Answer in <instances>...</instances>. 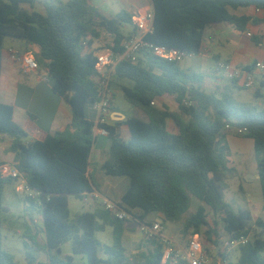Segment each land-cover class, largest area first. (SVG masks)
Wrapping results in <instances>:
<instances>
[{
    "label": "trees",
    "instance_id": "trees-1",
    "mask_svg": "<svg viewBox=\"0 0 264 264\" xmlns=\"http://www.w3.org/2000/svg\"><path fill=\"white\" fill-rule=\"evenodd\" d=\"M151 1L155 31L146 40L187 55L200 54L205 32L214 23L232 24L240 32H245L249 24L264 23V18L232 13L246 8L264 11V0ZM136 16L108 17L90 0H0V93L7 85L3 60L6 41L11 38L36 47L25 52L33 54L40 69H48L53 93L73 111V120L64 131L29 141L30 133L14 120V107L0 100V145L6 138L12 139L8 152L14 155V165L37 195L26 198L38 207L46 235L47 261L30 260L29 264H163L160 239L145 237L136 252H128L125 236L137 228L130 230L127 226L138 223L140 228L157 213L164 224L182 223L183 235L191 238L209 225L208 210L215 217V228L206 235L220 254L225 242L251 237L254 227L260 230L249 243L237 248V262L228 256L229 264H264V219L254 221L248 209L235 211L226 201L223 187L230 170L227 137L234 131L236 137L254 142L264 199V107L258 110L237 101L232 88H245L235 81L208 92L203 88V76L184 71L181 62L160 59L148 50L136 64L119 63L110 83V88L122 92L147 119L127 117L122 123L104 125L111 146L102 169L107 176L129 179L130 186L119 206L133 219L122 221L103 205L71 218L69 197L84 199L94 191L88 170L96 123L87 119L86 109L98 101L99 91L96 58L85 52L83 43L93 47L106 33L112 40L108 47L122 53L129 37L121 27L124 23L134 26ZM165 97L173 99L178 112L158 105V100ZM254 97L264 104V73ZM169 121L176 124V133L169 131ZM121 124L129 127V140L122 138ZM3 164L0 150V167ZM15 182L19 181L0 176V213L4 209V188ZM192 197L201 205L195 214L185 217ZM108 227L113 229L112 245L97 238ZM68 243L72 253L65 255L62 248ZM0 264H21L3 249L1 230Z\"/></svg>",
    "mask_w": 264,
    "mask_h": 264
},
{
    "label": "rangeland",
    "instance_id": "rangeland-1",
    "mask_svg": "<svg viewBox=\"0 0 264 264\" xmlns=\"http://www.w3.org/2000/svg\"><path fill=\"white\" fill-rule=\"evenodd\" d=\"M56 1L67 2L69 0ZM96 4L104 8L108 14H111L114 17H121L125 14L132 15V12L124 6L121 0H96ZM100 12L103 13L102 11ZM132 29L133 26L128 23H124L121 27V31L125 35L130 34ZM12 41L15 42L19 40H11V38H8L6 48H8L10 44L13 43ZM111 42L112 40L110 35L103 33L102 39L95 41L94 48L99 49L104 46L106 47ZM18 48L20 49L21 47ZM30 50L35 51L36 47L31 45ZM180 66L184 71H191L189 66V58H185L180 63ZM260 79L261 78H259V76H255L256 86L253 89L235 90L233 92L234 98L239 102L249 104L254 109L259 110L263 108L264 104L262 100L256 99L254 97V90L259 88ZM45 85L49 86L50 83L45 82ZM40 92L41 90L38 91V94H40ZM111 92L114 95V104L121 112L129 117H136L140 115L138 112L139 110L125 100L122 92L115 90L114 88H111ZM52 95L55 97V99H58V96H56L54 93ZM30 96L29 90L22 88L18 101L19 104H23L24 102L29 103ZM33 101L32 110L42 111V125L46 126L51 119V114L54 108L53 102L51 99L43 100L39 98V95L37 97H33ZM86 117L87 119L94 122L98 120V113L93 109L92 105H88L86 109ZM102 140L106 144L109 143V139L107 137L102 138ZM227 142L230 146L231 156L229 160L230 170L226 172V177L223 181L226 201L233 207L235 211L249 209L252 214L255 215V217H253L254 221H256L258 217L264 219L262 183L258 177L259 172L254 142L252 140L236 137L234 131L229 132ZM18 184L19 183L15 182L6 185L4 188V209L0 213V230L3 237V249L13 254L16 260L21 264H29L30 260H33L37 263H45L47 261V256L44 252L46 235L43 232V219L41 213L39 212L37 206H34L31 204V202L27 201V198L24 194L17 191ZM102 205V200H99L96 203V201H93L92 199L86 202L84 199L77 198L75 196L69 197V209L72 219L82 213L92 211L94 208ZM200 205L201 204L199 200L192 197L191 207L185 217L195 214ZM208 212L209 225L202 228L200 236L204 246L207 249H212L215 251V253H217L219 248L209 242L206 235V232L209 229L215 228V217L213 212L211 210H208ZM157 217L158 216L156 214L151 215L148 221H145V224L152 223L154 219H157ZM158 220V222L163 223L160 218ZM182 227V223L180 222L163 223L164 235L175 242L184 243L186 245L190 238H187L183 235ZM143 229L144 228H137L135 232H129L125 236V246L129 253L136 252V250L145 243V237L142 232ZM259 231L260 230L257 229V227H254L251 239H253L254 235L259 233ZM36 237L37 239H35ZM97 238L103 244L112 245L113 229L108 227L105 232L98 233ZM33 240L36 242H33ZM62 249L65 255L72 253L70 244L64 245ZM143 249L145 250V247ZM239 255V251L234 249L231 253V260L233 262H237ZM78 260L81 261V258Z\"/></svg>",
    "mask_w": 264,
    "mask_h": 264
},
{
    "label": "crops",
    "instance_id": "crops-1",
    "mask_svg": "<svg viewBox=\"0 0 264 264\" xmlns=\"http://www.w3.org/2000/svg\"><path fill=\"white\" fill-rule=\"evenodd\" d=\"M91 2L97 9L103 13L105 12L104 15L114 17L108 14L104 8L98 6L96 0H91ZM121 2L132 12V15H135V13L154 12V6L151 0H121ZM38 10L42 11L40 8ZM232 13L237 16L247 15L260 19L264 18V11L256 10L255 8L239 9L232 11ZM248 34L252 36L249 37ZM12 42L13 43L4 50L3 76L6 79L7 85L0 93V100L2 103L14 107V120L30 133L29 141L44 140L48 134L64 131L73 120V111L64 99L59 96L58 99L53 97L51 85H45V82L49 83L47 80L49 75L48 69L41 68L37 73L25 75L20 71L18 65L8 58L7 52L11 49H17L22 52L30 51L31 46L26 43L22 41ZM17 46L21 48L19 49ZM106 47H108V45ZM186 58H189L191 72L203 76V88L206 91L215 92L223 89L233 82H230L224 73H220V71L217 70L218 62H228L238 68H250L258 62H264V23L258 25L249 24L245 32H240L234 25L229 23H214L210 25L205 32L200 54ZM256 76L261 78V74ZM22 88L29 90L31 95L29 97V103L24 102L23 104H19L18 102ZM232 89L233 92L237 90L235 88ZM39 90H41L40 94H38ZM38 95L39 98L43 100L51 99L54 105L51 119L46 126L42 125V111L32 110V104L34 102L33 97H37ZM158 105H167L170 111L178 112V106L172 98H162L158 100ZM138 112L140 115L136 117L147 119L140 110ZM127 117L129 116L121 112L113 103L112 114L107 124L113 126L122 123ZM97 121L95 123H97ZM168 129L171 133H176L178 131L173 121L168 122ZM119 132L124 140H129L131 138V132L128 126L121 124L119 126ZM104 137L107 136L95 135L88 175L94 191H98L103 197L114 203L121 204L122 197L130 186V181L128 178L110 177L104 173L102 166L109 159L111 146V141L108 137L109 143H104L102 140ZM11 143L12 139L10 138H6L4 143H1V158L5 163L14 164V155L8 152ZM258 177L260 178V176ZM154 214L158 216L157 213L151 215ZM150 216L146 221H148ZM253 217H255V215H253ZM159 218L158 216L153 222H158ZM178 244L186 246L184 243ZM213 252L215 253V251Z\"/></svg>",
    "mask_w": 264,
    "mask_h": 264
},
{
    "label": "built area",
    "instance_id": "built-area-1",
    "mask_svg": "<svg viewBox=\"0 0 264 264\" xmlns=\"http://www.w3.org/2000/svg\"><path fill=\"white\" fill-rule=\"evenodd\" d=\"M134 33L128 34L129 37L124 41L123 52L116 53L110 47H102L95 49L89 47L87 42H84L86 53H92L96 58V83L98 85L99 99L93 105V109L98 113V121L95 126L94 134L109 137V131L104 127L107 124L110 115L112 114V105L114 103V95L111 92L110 83L116 74V68L121 62L138 63L142 53L151 51L153 55L160 59L170 62H182L184 58L195 55H187L184 52L176 49H167L162 46L154 45L148 42L147 37L154 34V12H146L137 14L134 18ZM251 37V34H248ZM8 58L18 65L20 71L25 75L37 73L40 70L38 61L33 54L22 52L17 49H11L8 52ZM217 70L224 73L226 77L235 81L239 86L245 89H253L256 86L255 76L264 73V62L255 64L253 70L248 68H238L228 62H218ZM49 81V79L47 78ZM0 176L4 178L17 179L19 182L17 191L29 198H36V193L30 189L23 175L12 163H5L0 167ZM103 201V206L106 210L112 212L118 219L127 221L133 219V216L122 209L119 204L114 203L103 197L98 191H93L85 195L84 200L88 202ZM140 228L143 229L144 237L149 239H160L164 245L163 264L170 261H183L189 264H229L228 256L231 255L234 249L239 246H244L251 240V237H243L233 243L225 242L222 248L223 254H220V249L214 253L211 249H207L200 235L192 236L186 246H182L172 239L164 235V228L161 222H152L150 225L143 223Z\"/></svg>",
    "mask_w": 264,
    "mask_h": 264
},
{
    "label": "water",
    "instance_id": "water-1",
    "mask_svg": "<svg viewBox=\"0 0 264 264\" xmlns=\"http://www.w3.org/2000/svg\"><path fill=\"white\" fill-rule=\"evenodd\" d=\"M127 227H128V229H130V230H132V229H136V228H138V223L129 224Z\"/></svg>",
    "mask_w": 264,
    "mask_h": 264
}]
</instances>
